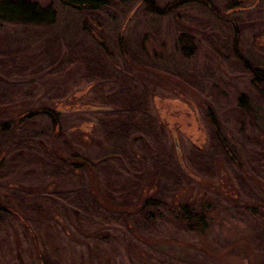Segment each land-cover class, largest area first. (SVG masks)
Wrapping results in <instances>:
<instances>
[{
  "label": "rangeland",
  "instance_id": "obj_1",
  "mask_svg": "<svg viewBox=\"0 0 264 264\" xmlns=\"http://www.w3.org/2000/svg\"><path fill=\"white\" fill-rule=\"evenodd\" d=\"M27 1L51 7L56 13L55 21L52 25L33 26L0 20V78L21 85L20 98L25 105L15 106L11 114L49 107L61 114L60 125L55 133L44 116L17 121V127L27 124L33 146L26 157L13 160L9 158L18 150L8 149L3 166L10 167L7 176L0 179V187L34 191L25 200L38 207H28L22 197L15 199L17 202L10 208L24 218L38 239V247L46 249V259L56 264H89L91 260L96 264H207L199 252L185 247L200 246L194 233L162 219L155 220L154 228L143 231L124 202L133 195L129 189L138 183L140 175L151 176L145 189L157 200H169V185L162 179L160 185L153 173L159 166L151 156L159 150L181 163L188 170L189 180L218 185L223 174L226 190L232 191L228 193L231 199L211 195L217 200L218 214L206 241L213 250L220 251L238 245V260L264 264V223L245 210L247 202L264 197V82L253 85L251 74L253 70L264 72V0H192L159 18L144 15L138 0H118L94 14L71 10L61 0ZM173 1L159 3L164 6ZM181 34L193 41L194 55L189 59L180 60L175 54ZM118 46L123 49L121 53L126 51L131 66L161 71L158 66L166 64L174 54L172 61L179 59L187 72H176L170 62L162 68L169 81L152 76L149 91L154 99L149 113L157 119L160 137L133 132L129 153L110 142L102 147L92 144L91 139L101 137L100 115L88 111L87 104L93 93L84 74L90 65L83 63L92 55L96 61L99 52V57L111 58L120 67ZM77 63L81 64L80 70L71 67ZM3 88L1 85L0 96L8 93ZM240 99L245 101L242 106ZM206 110L225 137L230 159L221 161L222 169L209 159L213 128ZM52 133L59 134L53 145L60 153L93 162V172L108 197L105 201L110 200L114 208L125 206V218L113 212L104 216L99 209L94 211V203L88 202L84 194L89 185L85 170L79 167L71 172L69 167L59 166L48 144L49 152L44 154L37 142ZM27 138H18L22 149V141ZM241 173L249 183L246 193L235 177ZM76 196H80V203L74 201ZM0 224V264H38L22 223L7 216L0 219Z\"/></svg>",
  "mask_w": 264,
  "mask_h": 264
},
{
  "label": "trees",
  "instance_id": "obj_2",
  "mask_svg": "<svg viewBox=\"0 0 264 264\" xmlns=\"http://www.w3.org/2000/svg\"><path fill=\"white\" fill-rule=\"evenodd\" d=\"M116 1L118 0H61L65 7L74 11L85 12L86 14H94L100 10L107 9ZM159 1L160 0H138L140 6H142V13L144 15L158 18L168 16L175 10L185 7L192 2V0H174L162 6ZM200 5L202 6L201 8L204 7L202 2ZM55 17L56 13L51 7H41L27 0L0 1V20L2 22L33 26L52 25L55 21ZM119 43H121L120 40ZM100 46L103 45L100 44ZM117 48L118 54H121L119 59L121 58L122 65H120V67L116 62H113L111 58L106 57V59L103 55V58L102 56L99 57V52L96 54V56H98L96 61L92 59V55V63L91 59L83 63L85 65H90L88 68L86 66L88 70H84V74L88 76L91 82L89 90L93 93L92 98L87 103L90 106L88 111L96 112L100 115L98 128L100 129L101 137L99 140L91 139V141L92 144L101 147L103 144H107V142L114 145L118 144L124 151L126 150L129 153L133 132L139 131L143 134L153 133V135L155 134V138L158 136L160 137L157 130L158 126H156L157 119L149 113V105H151L154 99V95L149 91V86L153 79L152 76L158 77L159 80L165 78L169 81L168 73L162 68H164V65L167 67L170 62L173 66H176V72L180 73L179 71H181L183 75H187L185 71L186 65L180 62V60L192 57L195 49L192 39L186 34H181L177 38L175 47V54L180 60L177 59V62L172 61L174 54H171V60L164 65H157L161 71H156L150 70V68L145 66H131L127 61L125 55L126 51L121 53V50H123L122 47L118 46ZM141 51L142 48L138 53L141 54ZM90 52L93 54L92 51ZM73 55L74 53H72L71 56ZM75 57L76 55H74L72 59L75 60ZM77 64L78 66H75ZM77 64H71V67L74 66L80 70L79 65L81 64ZM251 74L253 76V85L257 86L260 82H264V72L253 70ZM1 85L2 88L6 85L10 88H3L8 93L6 95L1 94L0 96V179L7 176L8 168L10 167V164L8 165L9 167L3 166V162L6 160L8 154V149L13 147L18 150L16 154H13V156L9 158L13 160L26 157L28 149L33 146L32 138L29 134L30 131L28 132L27 130V124L25 123L22 124L21 127H17V121L24 122V120L33 118L34 116H44L49 120L52 129L55 131L60 125L59 118L61 116L59 112L49 107L29 108L27 111L21 109L18 114L14 116L11 114L14 107H23L25 105V100L20 98L19 87L21 85L8 82L6 78H0V87ZM14 93H16L15 96ZM244 102L243 99H240V106H242ZM205 113L207 115L206 118L213 128L211 140L212 152L209 159L213 164L220 165L222 160L229 161L230 159L226 152L225 137L223 138L217 130L216 120L214 116L210 114V111L206 110ZM161 127L160 125L159 128ZM22 135L28 136L27 140L22 141L24 143L23 147L26 150L21 148L22 145L18 140ZM55 135L56 134L52 133L50 136L47 135L45 140L37 142V145L44 151V154L49 152L46 146L48 144L51 147V153L56 156L59 166H64L65 169L69 167L71 172L76 171L79 167L85 170L89 178V185L88 190H86L87 192L83 193L87 195L88 202L91 201L94 203V207H96L94 211L99 209V213L104 216L113 212L125 218L127 212L125 206L120 204V208H114L110 200L108 202L105 201L108 197L106 191H104L102 187V183L98 181L96 173L93 172V162L87 159H81L76 155L65 156L60 153L59 149H57L58 147L53 145V142L58 139L59 134ZM72 136H75V134H72ZM78 137H80V135H78ZM161 152L157 150L152 153L151 157L153 159L155 158L159 166L155 167V170L153 169V173L156 175L157 179L159 178L158 183L160 185L163 184L161 179L165 181L164 183L169 185L166 188L170 190L172 195L169 200H157L154 195L145 189L146 184H148L147 181L149 182L148 179L151 176L140 175L138 183L132 184L131 189H129L130 193L133 195L124 200V202L129 204L130 209L133 210V220L135 224L141 225V229L147 232L150 228L155 227L156 219L171 221L175 227L196 235L198 245L200 246L187 244L185 247L199 252V256L205 258L207 264H245L241 259L238 260V258L235 257L238 245H233L228 249L222 248L220 251L213 250L206 241L210 225L218 214L217 200H214L211 195L221 196L229 201L231 199V195L228 193H232V191L228 192L226 190V181L223 178V174L220 175L218 185L199 179L193 180L190 178L189 180V178H187L188 170H186L181 163H176L175 159L170 160L165 153ZM100 162L104 163L103 161ZM196 166L198 169L200 168V165L196 164ZM220 167L222 169L221 165ZM79 173H82V171ZM235 177H237L236 180L240 183L242 190L245 191V193L249 191V183L245 176L241 173L238 176L236 174ZM194 185L197 187L196 189ZM33 193L34 191L23 187L14 186L12 189L0 187V219H5L9 216L16 219L19 223H22L24 232H26L32 240L35 260L38 264H56L47 260L48 255L46 249L43 248L42 250L40 246L38 247V244H36L38 239L36 241L35 236L31 234L29 228L26 226V222H23L24 218L22 219L10 208L12 207L10 204L12 205L14 201L16 203L18 199L22 200V197H24L23 199L25 200L27 195ZM135 195H138L136 197L138 199L134 203L136 199L134 198ZM15 199H17V201ZM73 199H75V202L81 200L80 196L73 197ZM24 203L29 204L28 207L31 206L36 208L39 206L38 204H31L26 200ZM245 210L259 222L264 223V197L253 198V202H247L245 204ZM15 236L17 247L19 246V242L17 235ZM145 241L147 243H157V241L154 240ZM89 264H96V262L91 260Z\"/></svg>",
  "mask_w": 264,
  "mask_h": 264
}]
</instances>
